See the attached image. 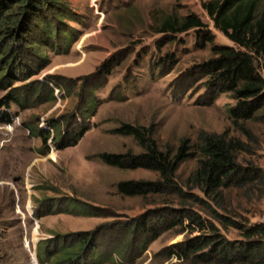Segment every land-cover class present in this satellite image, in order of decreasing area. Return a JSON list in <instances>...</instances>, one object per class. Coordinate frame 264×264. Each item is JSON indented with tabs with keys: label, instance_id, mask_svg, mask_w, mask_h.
I'll return each instance as SVG.
<instances>
[{
	"label": "rangeland",
	"instance_id": "1",
	"mask_svg": "<svg viewBox=\"0 0 264 264\" xmlns=\"http://www.w3.org/2000/svg\"><path fill=\"white\" fill-rule=\"evenodd\" d=\"M209 1L61 0V23L54 20L60 36L30 52L21 50L12 68L0 64V78L12 80V86L0 88V102L15 88L27 99L0 108L11 118L0 120V264H42L40 254L45 264H55L60 245L87 232L93 242L82 261L104 254L101 264H189L169 258V249L198 231L164 232L138 257L139 248L128 247L133 244L126 228L134 219L181 206L171 204L173 196L118 193L121 181L158 179L151 170L119 169L102 161L105 152L144 151L132 136L114 132L123 124L152 127L163 150L168 145L176 150L184 138L194 144L201 131H228L245 142L239 163L264 175V123L250 120L246 131L236 128L228 113L236 103L230 94L211 105L198 104L207 97L206 79L181 94L190 83L186 72L214 56L213 44L200 48L195 30H160L170 16L195 14L214 33L215 44L235 46L214 27L203 7ZM256 64L264 76L263 61ZM38 84L39 91L29 92ZM82 126L89 128L83 138L66 146ZM47 130L51 136L45 143ZM196 167L195 159L183 162L178 181L185 184ZM222 197V213L248 225L264 224V178L225 188ZM187 206L212 219L199 206ZM216 224L228 239H243L240 230Z\"/></svg>",
	"mask_w": 264,
	"mask_h": 264
},
{
	"label": "trees",
	"instance_id": "2",
	"mask_svg": "<svg viewBox=\"0 0 264 264\" xmlns=\"http://www.w3.org/2000/svg\"><path fill=\"white\" fill-rule=\"evenodd\" d=\"M261 1L212 0L203 4L214 27L235 46L215 44L214 33L195 14L182 19L170 16L160 28L161 32L174 34L195 30L200 48L213 44L214 56L186 72V80L190 83L182 89L181 94H186L193 87V82L206 79L204 85L207 97L198 101V104L211 105L221 94H230L236 101L228 109L230 120L236 128L245 131L247 121L264 123V76L256 64L257 59H261L264 64V5L261 6ZM61 4V0H0V64H8L12 68L13 61L21 57V50L30 52L34 47L44 46L45 42H51L53 37L60 36L62 30L59 26L55 27L54 20L58 22L62 18ZM70 17L73 18L72 15ZM23 62L19 61V65ZM10 86V75H1L0 88ZM49 89L50 98H55L53 89ZM39 90L40 84L29 92L36 93ZM22 97L20 89L15 88L0 102V108L8 106L11 101L23 105L27 99ZM0 120L11 122L7 111L0 112ZM88 130L87 126H82L66 146L75 145ZM152 130V127L123 124L114 132L132 136L144 151L138 154L132 151L105 152L100 155L102 161L109 166L131 170L146 169L158 174L156 180L119 182V194L130 197L168 195L176 198L171 199V204L175 202L181 206L165 207L155 211L149 218H137L128 224L126 238L133 244L128 247L139 248L135 257L145 252L164 232L180 227L179 233L188 231L193 234L198 231L200 234L172 245L169 258L177 257L189 264H264V224L241 223L220 211L226 210L223 189L253 182L255 178H264V175L257 174L259 170L246 168L239 163L238 156L245 149V142L231 136L228 131H201L196 143L193 144L190 138H184L176 150L169 145L163 150ZM50 136V131L44 132L45 143ZM65 139L66 137L64 142ZM188 159H195L197 167L185 184H181L177 172ZM196 190L203 196L196 193ZM188 203L199 206L213 220L188 207ZM93 214L98 216L100 213L95 211ZM216 221L224 228L240 230L243 239H228L221 233ZM92 242L93 237L87 232L80 234V238L73 244L60 245L55 254V264H101L104 254H93L89 261H85ZM39 260L42 264L48 263L41 254Z\"/></svg>",
	"mask_w": 264,
	"mask_h": 264
}]
</instances>
